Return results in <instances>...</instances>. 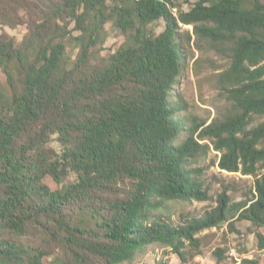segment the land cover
I'll return each instance as SVG.
<instances>
[{"label":"trees","instance_id":"1","mask_svg":"<svg viewBox=\"0 0 264 264\" xmlns=\"http://www.w3.org/2000/svg\"><path fill=\"white\" fill-rule=\"evenodd\" d=\"M175 8L0 0V25L25 28L19 41L0 29V264H123L152 245L187 263L200 230L264 227V121L252 124L264 118V1ZM180 26L229 46L230 107L208 124L168 97L191 39ZM109 32L123 42L106 53ZM211 149L220 170L254 178L252 197L231 204L222 191L201 218L165 220L170 204L209 199L194 165Z\"/></svg>","mask_w":264,"mask_h":264},{"label":"rangeland","instance_id":"2","mask_svg":"<svg viewBox=\"0 0 264 264\" xmlns=\"http://www.w3.org/2000/svg\"><path fill=\"white\" fill-rule=\"evenodd\" d=\"M172 1L176 7L175 11L178 9L187 11L190 3H193V0L189 3L184 0ZM180 28L181 32H188L191 39L189 44L185 41L183 45V69L177 78L176 86L169 89L168 97L173 103L176 101L177 92L179 103L184 107V116H188L189 122L195 120L208 124L215 118H223L230 107L228 100L230 87L224 80V73L231 63L229 46L203 42L192 36L191 26H180ZM0 29L16 41L25 34V28L22 26L8 28L0 25ZM151 29L159 34L163 30V24L157 23ZM122 42L123 39L119 34L109 32L105 52L115 51ZM0 80L2 82L5 80L1 73ZM263 121L262 117H254L252 124L257 125ZM218 157L211 149L206 157L197 160L194 165L201 170V180L204 188L209 191V199L205 201L192 199L170 204L165 220L178 225L186 220L201 218L205 212L217 206V198L222 191L229 197L231 204L252 197L254 178L220 170L217 166ZM261 173H264V169ZM258 234L264 237V227H255L249 222L233 218L222 222L217 228L200 230L194 235L199 241V254L193 259L185 254L184 259L187 263H182L178 254L169 248L152 245L137 253L130 262L123 264H264V248L259 247ZM217 249L223 250L221 260H218L214 254Z\"/></svg>","mask_w":264,"mask_h":264}]
</instances>
